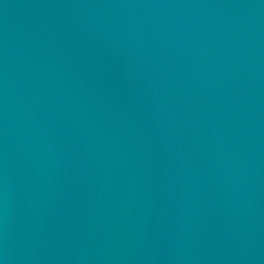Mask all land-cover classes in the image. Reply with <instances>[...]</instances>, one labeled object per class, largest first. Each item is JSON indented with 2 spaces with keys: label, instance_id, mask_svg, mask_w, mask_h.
Segmentation results:
<instances>
[{
  "label": "water",
  "instance_id": "95a60500",
  "mask_svg": "<svg viewBox=\"0 0 264 264\" xmlns=\"http://www.w3.org/2000/svg\"><path fill=\"white\" fill-rule=\"evenodd\" d=\"M0 264H264V0H0Z\"/></svg>",
  "mask_w": 264,
  "mask_h": 264
}]
</instances>
